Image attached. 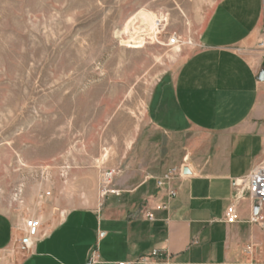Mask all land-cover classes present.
<instances>
[{"label":"crops","instance_id":"1","mask_svg":"<svg viewBox=\"0 0 264 264\" xmlns=\"http://www.w3.org/2000/svg\"><path fill=\"white\" fill-rule=\"evenodd\" d=\"M263 32L264 0H220L197 50L147 102L146 138L175 142L122 161L119 194L102 206L75 205L89 198L83 186L74 205L41 216L28 254L15 252L24 219L0 211V264H131L155 250L167 258L154 264H264V203L234 186L264 161V52L248 50Z\"/></svg>","mask_w":264,"mask_h":264},{"label":"rangeland","instance_id":"2","mask_svg":"<svg viewBox=\"0 0 264 264\" xmlns=\"http://www.w3.org/2000/svg\"><path fill=\"white\" fill-rule=\"evenodd\" d=\"M219 1L0 0V211L39 220L83 186L75 205L102 206L122 161L175 142L146 138L147 102L197 50ZM251 49L264 52V37Z\"/></svg>","mask_w":264,"mask_h":264},{"label":"built area","instance_id":"3","mask_svg":"<svg viewBox=\"0 0 264 264\" xmlns=\"http://www.w3.org/2000/svg\"><path fill=\"white\" fill-rule=\"evenodd\" d=\"M168 44L170 46L178 44V40L175 37H172L168 40ZM113 171H106L103 174V180L109 184L110 180L113 177ZM184 175V174H183ZM158 185H161V182H158ZM237 191L240 192V195H243L247 192L248 196L256 201L264 203V161L260 163L252 172L248 174L243 179L236 180L234 183ZM106 191L103 193L104 195L107 192H111L115 195H118L119 192L115 190L109 191L107 187H105ZM172 196L174 194L171 193ZM237 196L234 198L235 202H238L242 196ZM148 219L152 217L147 215ZM256 215H253V221H255ZM239 214L236 209V203L228 206L225 212L224 222L228 225L236 224L239 222ZM41 228V221L35 218H27L23 222V234L19 240H17L16 251L19 254L25 255L30 253L32 250L33 244L38 237L39 230ZM250 251V250H249ZM162 258H167L166 255H163L161 251L155 250L149 255L142 256L134 260L131 264H154L155 261L160 260ZM125 264V263H120Z\"/></svg>","mask_w":264,"mask_h":264},{"label":"bare ground","instance_id":"4","mask_svg":"<svg viewBox=\"0 0 264 264\" xmlns=\"http://www.w3.org/2000/svg\"><path fill=\"white\" fill-rule=\"evenodd\" d=\"M139 13H141V12H139ZM144 13V12H143ZM146 14V13H145ZM137 16V15H136ZM134 17V20H136V18L137 17ZM141 17V16H140ZM145 17V16H144ZM148 17V16H147ZM147 17H146V19H147ZM153 17V16H152ZM149 19H147V21H148ZM152 20V19H151ZM150 20V21H151ZM132 21V20H131ZM158 22V21H157ZM146 24V23H145ZM149 25V24H148ZM155 26H156V24H155ZM152 31L153 32H155V27H154V25L152 26ZM141 37H143V35L141 36ZM143 39V38H142ZM137 41V38H134V39H132V41H130V42H128L127 44H133V46H131V47H129V48H132V49H140L141 48V44H142V40L140 39L139 40V42H136ZM136 44H138V45H136ZM140 44V45H139Z\"/></svg>","mask_w":264,"mask_h":264},{"label":"water","instance_id":"5","mask_svg":"<svg viewBox=\"0 0 264 264\" xmlns=\"http://www.w3.org/2000/svg\"><path fill=\"white\" fill-rule=\"evenodd\" d=\"M258 80L259 81H263L264 80V72L263 71L260 72V74L258 76Z\"/></svg>","mask_w":264,"mask_h":264}]
</instances>
